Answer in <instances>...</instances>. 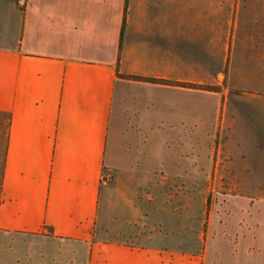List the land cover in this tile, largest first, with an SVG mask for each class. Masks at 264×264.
<instances>
[{"label":"crops","instance_id":"1","mask_svg":"<svg viewBox=\"0 0 264 264\" xmlns=\"http://www.w3.org/2000/svg\"><path fill=\"white\" fill-rule=\"evenodd\" d=\"M222 61L264 82V0H0V264H264V92Z\"/></svg>","mask_w":264,"mask_h":264},{"label":"rangeland","instance_id":"2","mask_svg":"<svg viewBox=\"0 0 264 264\" xmlns=\"http://www.w3.org/2000/svg\"><path fill=\"white\" fill-rule=\"evenodd\" d=\"M230 68L232 69V77L234 79H236V81H233L231 83V87L232 88H236L240 91H243L244 94H247L246 92H264V82H260V83H256V82H240L239 81V71H237L239 69V67H236V66H233V67H230L229 63H221V65L217 66L216 69L219 70L221 73L223 74H226V73H229L230 71ZM256 67L255 66H252V67H248V70H255ZM223 75L221 74L219 76V81H222L223 80ZM240 97H241V94L240 93H236L235 95H232L231 96V99H230V106L233 108L232 111H236V117L237 119L235 118V116L233 115V118L234 120L236 119V123L238 122L239 120V106L238 102H240ZM236 105V106H235ZM238 124V123H237ZM195 133V132H194ZM213 131H208L207 129H204V130H200V137H199V147L200 148V154L201 155H206V154H209L210 153V148L212 150V163L214 164L216 162V156H217V153H218V150L220 149V153H222L223 155V158L225 157V153L223 152V148L221 146L218 145V141H216L215 143H213V138L211 137ZM185 141L186 139H189L191 138L190 135H192V131L191 130H185ZM207 134H210V137L209 139L207 138ZM192 139H189V143L185 142V145H184V154H188L187 152H191L192 153V149H193V155L195 156L196 155V146H191V141ZM194 142L196 141V139L193 140ZM207 141V142H206ZM189 153V158H191L190 154ZM186 156V155H185ZM213 182L216 184V185H221V186H225V185H228V181L226 179H223V178H201V179H196V183L194 181V183H192L191 180H187L185 179L184 180V184L182 186V192H183V195L185 197V199L187 200V198L189 197L192 201V202H195V201H199L198 197L200 196H196L193 193H191V185H199V187H208V186H211L213 184ZM169 186H178L177 184H171V183H167ZM181 186V185H180ZM194 194V195H193ZM209 197H210V194H209ZM198 199V200H197Z\"/></svg>","mask_w":264,"mask_h":264}]
</instances>
